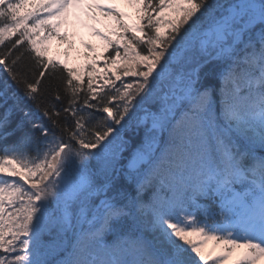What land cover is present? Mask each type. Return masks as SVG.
<instances>
[{"label": "snow or ice", "instance_id": "6c2138e0", "mask_svg": "<svg viewBox=\"0 0 264 264\" xmlns=\"http://www.w3.org/2000/svg\"><path fill=\"white\" fill-rule=\"evenodd\" d=\"M126 3L0 0V264H260L264 0ZM72 10L111 70L69 66Z\"/></svg>", "mask_w": 264, "mask_h": 264}, {"label": "rangeland", "instance_id": "374dc122", "mask_svg": "<svg viewBox=\"0 0 264 264\" xmlns=\"http://www.w3.org/2000/svg\"><path fill=\"white\" fill-rule=\"evenodd\" d=\"M115 2H119L120 0H114ZM134 14L132 15L134 18L133 20L135 21L136 17H137V13H136V9H133ZM136 13V14H135ZM111 26L108 27H104L101 28L100 30L102 31V34L106 35V33L108 32L109 28ZM60 31H62V29L60 28ZM84 36V38H83ZM79 39H81V41H79L78 43H74L73 44V50L70 54V58L68 59V63L69 66H81V64L83 63H90L91 62V58L95 57L99 63L100 58L98 55V52L96 51V49L99 50H104L105 48V44L104 41L101 40L98 36H92L89 34V32L86 33V39H88V43L93 44V50L92 51H88L83 44V41L85 39V35L81 34L79 35ZM85 39V40H86ZM53 40H51L50 42H48L49 44V55L52 56L54 59H58L60 61L63 62L64 57H63V52L67 49L68 45L65 43H61V42H56V44H54L52 42ZM54 45V48H51V45ZM85 57H88L89 59L86 60ZM109 69H111V66L108 67ZM95 71L99 74V69H95ZM128 153H125V156H127ZM208 248H211V242H209L208 244ZM229 264H231V262L229 261ZM260 264H264V261H261Z\"/></svg>", "mask_w": 264, "mask_h": 264}, {"label": "trees", "instance_id": "16d2710c", "mask_svg": "<svg viewBox=\"0 0 264 264\" xmlns=\"http://www.w3.org/2000/svg\"><path fill=\"white\" fill-rule=\"evenodd\" d=\"M121 51H123L122 49H121ZM109 55H115V53H114V51H113V49L112 48H110L109 50H107L106 52H105V54H104V56H109ZM103 56V57H104ZM104 61H105V59H104ZM106 62V61H105ZM107 64H108V67L109 66H111V63L110 62H106ZM76 68H81V67H76ZM97 69H99V72L101 73L102 71H103V66H101V67H97ZM109 70H111V69H109ZM96 72V71H95ZM99 73V74H100ZM96 74L97 75H99L97 72H96ZM86 79V78H85ZM130 79V78H129ZM117 84L119 85V82H117Z\"/></svg>", "mask_w": 264, "mask_h": 264}]
</instances>
